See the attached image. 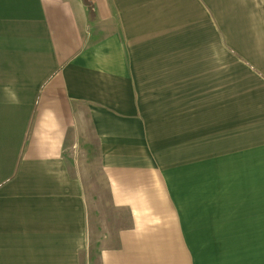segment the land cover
Here are the masks:
<instances>
[{
  "label": "crops",
  "instance_id": "1",
  "mask_svg": "<svg viewBox=\"0 0 264 264\" xmlns=\"http://www.w3.org/2000/svg\"><path fill=\"white\" fill-rule=\"evenodd\" d=\"M88 2L0 0V264H264V0Z\"/></svg>",
  "mask_w": 264,
  "mask_h": 264
},
{
  "label": "trees",
  "instance_id": "2",
  "mask_svg": "<svg viewBox=\"0 0 264 264\" xmlns=\"http://www.w3.org/2000/svg\"><path fill=\"white\" fill-rule=\"evenodd\" d=\"M83 1L85 2L86 5H88L89 10L92 11L90 2H88V0H83Z\"/></svg>",
  "mask_w": 264,
  "mask_h": 264
},
{
  "label": "rangeland",
  "instance_id": "3",
  "mask_svg": "<svg viewBox=\"0 0 264 264\" xmlns=\"http://www.w3.org/2000/svg\"><path fill=\"white\" fill-rule=\"evenodd\" d=\"M95 162V161H94ZM90 163H92L93 164V161H91ZM92 169H94L93 167H92ZM99 195V194H98Z\"/></svg>",
  "mask_w": 264,
  "mask_h": 264
}]
</instances>
